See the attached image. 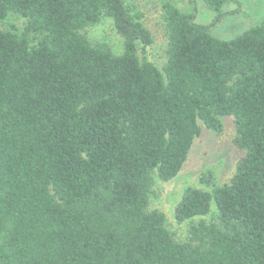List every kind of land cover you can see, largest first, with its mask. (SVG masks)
Masks as SVG:
<instances>
[{
  "label": "trees",
  "instance_id": "1",
  "mask_svg": "<svg viewBox=\"0 0 264 264\" xmlns=\"http://www.w3.org/2000/svg\"><path fill=\"white\" fill-rule=\"evenodd\" d=\"M162 0L166 59L125 0H0V264H264V19L229 39ZM220 21L233 0H202ZM23 18L22 27L10 21ZM109 17L115 54L86 30ZM234 118L229 180L184 188L185 240L148 207L199 121Z\"/></svg>",
  "mask_w": 264,
  "mask_h": 264
},
{
  "label": "rangeland",
  "instance_id": "2",
  "mask_svg": "<svg viewBox=\"0 0 264 264\" xmlns=\"http://www.w3.org/2000/svg\"><path fill=\"white\" fill-rule=\"evenodd\" d=\"M196 23L211 25L210 33L217 38L229 39L243 33L264 19V0H233L224 5L226 15L212 24L215 12L210 10L202 0H194ZM128 6L134 7L142 14L143 25L152 36L150 44L137 43L139 58H145L159 69L166 59L167 34L162 18V0H125ZM176 5L191 11L189 0H176ZM10 21L22 27L23 18L11 17ZM86 34L92 41L106 43L115 54L122 52V38L116 32L109 17L87 28ZM220 131H213L199 121L200 133L193 139L187 159L180 171L172 179L162 181L155 177L153 193L148 207L162 211L166 217V226L178 240H185L188 225L200 219L209 221L214 214V206L207 215L195 216L190 220L178 223L174 217V208L185 187L196 186L210 189L213 184L222 185L233 175L236 164L244 151L233 143L235 136L234 118L231 115L219 117Z\"/></svg>",
  "mask_w": 264,
  "mask_h": 264
}]
</instances>
